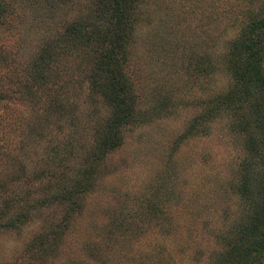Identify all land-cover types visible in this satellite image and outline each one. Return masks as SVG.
I'll list each match as a JSON object with an SVG mask.
<instances>
[{"label": "rangeland", "instance_id": "rangeland-1", "mask_svg": "<svg viewBox=\"0 0 264 264\" xmlns=\"http://www.w3.org/2000/svg\"><path fill=\"white\" fill-rule=\"evenodd\" d=\"M250 54L264 0H0V264H264Z\"/></svg>", "mask_w": 264, "mask_h": 264}, {"label": "trees", "instance_id": "trees-1", "mask_svg": "<svg viewBox=\"0 0 264 264\" xmlns=\"http://www.w3.org/2000/svg\"><path fill=\"white\" fill-rule=\"evenodd\" d=\"M78 31L81 33L82 32V27L80 26ZM247 58H250V63H248L247 65H245V69H237V74L241 77V78H249L250 79H255L257 81H260L261 84L264 86V72H263V68H262V62L260 59L256 58L253 54H250V55H247ZM105 96L108 97V94L107 92H105ZM121 98V97H119ZM114 97H111L110 98L108 97V100H113ZM248 115V114H247ZM247 115L243 117V119L239 120V121H236L235 122V126H241L242 127H245V119H246V122L247 121ZM249 123V122H248ZM249 125V124H248ZM261 127L259 124H258V128ZM244 131H248L249 130V143H248V146H249V150L252 152V154H257V155H261L263 154L264 155V143H261L260 141H264L261 136L264 134V128H262V130H250L249 128L245 127L243 129ZM257 131V132H256ZM122 143L120 142V140H115V141H110L109 142V145L111 146V149H113L114 147H120ZM246 147H247V144H246ZM263 171H255V170H252V172H250V175H253L254 177L257 176L258 173H261ZM87 187V186H85ZM242 194L248 198H251L253 199L254 202H257L258 200V196L254 190V187H252L250 185V183L246 184L245 187L242 189ZM176 201H179V200H176ZM258 224L256 225V228L255 230L252 232V236L254 237L253 239V242L256 243L257 247L258 248H263L264 247V239L262 240V238L260 240H258V238H256L258 236ZM53 250H56V251H60V250H64L63 248L65 246H68L69 241L63 239V238H60L59 240H56V241H53ZM255 246V249H257ZM248 255V253L244 252L242 254H238L237 255V260H238V264H242V261L245 260L246 256ZM96 256H99V254H96ZM125 257H129L128 255H125Z\"/></svg>", "mask_w": 264, "mask_h": 264}]
</instances>
